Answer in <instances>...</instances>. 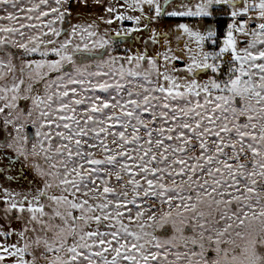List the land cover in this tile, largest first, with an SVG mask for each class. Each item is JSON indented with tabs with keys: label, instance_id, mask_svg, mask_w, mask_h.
Listing matches in <instances>:
<instances>
[{
	"label": "snow or ice",
	"instance_id": "1",
	"mask_svg": "<svg viewBox=\"0 0 264 264\" xmlns=\"http://www.w3.org/2000/svg\"><path fill=\"white\" fill-rule=\"evenodd\" d=\"M68 4L0 0V264H264V0Z\"/></svg>",
	"mask_w": 264,
	"mask_h": 264
},
{
	"label": "rangeland",
	"instance_id": "2",
	"mask_svg": "<svg viewBox=\"0 0 264 264\" xmlns=\"http://www.w3.org/2000/svg\"><path fill=\"white\" fill-rule=\"evenodd\" d=\"M122 2V0H101L100 4L96 3V0H76V3H72V0H69V4L67 5L70 7L71 10V23H84L89 18L97 19L100 16H104L105 18L108 17V13L105 12L104 7L108 4H115L117 7L119 6V3ZM128 14L135 15L137 13L128 12ZM217 18V17H216ZM213 18V19H216ZM176 21L173 20H164L161 24V29L166 30V27L168 25L175 24ZM206 23V21H205ZM123 26L125 27H131L133 26V22L131 21H125ZM101 28H110L112 30L120 29L121 23L117 21L115 24L109 26V25H101ZM145 33H139V34H133V37L127 38L129 42L133 45L130 46L128 43H123L122 48H129L132 52H135L137 49L141 48V36H145ZM174 46V41H173ZM24 104H21V107H23ZM31 127V125H29ZM32 128V127H31ZM27 130V129H26ZM33 133L35 131L34 128H32ZM5 131H8L6 129ZM10 172L15 174L16 171H22L23 176L26 178L28 182H25V179H20L19 176H17V181H8L6 177H0V185H3L5 188H9L15 192H31L33 191V184L39 185L41 183V178H39L33 171L27 170V164L24 165L23 168H21L20 165H16V169H9ZM126 179V178H125ZM13 229L19 230L21 227V224L19 222H11L10 225ZM163 231V230H160ZM170 232V229H168ZM16 237L13 236L10 243L15 242ZM211 253V256L214 255L211 251L208 252Z\"/></svg>",
	"mask_w": 264,
	"mask_h": 264
},
{
	"label": "trees",
	"instance_id": "3",
	"mask_svg": "<svg viewBox=\"0 0 264 264\" xmlns=\"http://www.w3.org/2000/svg\"><path fill=\"white\" fill-rule=\"evenodd\" d=\"M206 23H208V21H206ZM229 23H230V20L227 16L217 17L216 19L212 20V26L217 27L218 30L221 32L226 31L227 25ZM125 42L133 47V45L129 42V40L127 38L121 41V45H123V43H125Z\"/></svg>",
	"mask_w": 264,
	"mask_h": 264
},
{
	"label": "water",
	"instance_id": "4",
	"mask_svg": "<svg viewBox=\"0 0 264 264\" xmlns=\"http://www.w3.org/2000/svg\"><path fill=\"white\" fill-rule=\"evenodd\" d=\"M27 131L29 134H32L33 133V130L30 126L27 127ZM209 256H211V253H209Z\"/></svg>",
	"mask_w": 264,
	"mask_h": 264
}]
</instances>
